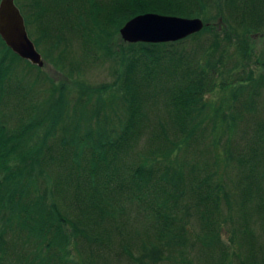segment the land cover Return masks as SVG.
<instances>
[{
    "label": "trees",
    "instance_id": "trees-1",
    "mask_svg": "<svg viewBox=\"0 0 264 264\" xmlns=\"http://www.w3.org/2000/svg\"><path fill=\"white\" fill-rule=\"evenodd\" d=\"M208 5L215 10L217 20L214 23L206 15ZM26 7L27 11L21 14L30 37L35 34L34 43L46 45L43 52L46 51L45 57L51 62L61 68H70L66 72L69 77L73 74L72 67L82 62H97L98 51L103 49L107 54L111 37L118 35L119 28L127 20L141 13L198 16L209 24L189 38L194 39L204 33L212 35L208 44H199L201 57L190 62L161 53L160 45L173 42L130 44L122 53L124 67L116 78L117 89L111 85L97 88L71 85L67 88V83L58 84L43 75L40 66L14 53L0 37V102L4 91L10 88L5 93L9 97L16 85L15 102L7 100V103L10 115L17 114L16 124L10 126L0 112V264H14L12 257L18 264H74L70 256L73 250L83 255L78 250L81 241L87 248L91 243L98 248L108 245L109 235L100 228V223L104 217L113 219L114 214L122 213L121 209L113 207L110 210L108 207L113 205L112 193L119 194L126 189L135 199L141 200L140 203L144 204L143 197L148 199V204L152 203L146 206L155 215L151 223L155 224L156 237L148 241L149 250V245L139 244L148 251L152 261L158 257V244L186 245L185 223L170 212L178 211V199L189 192L190 198L195 199L193 213L201 224L202 232L196 236L198 242L209 248L208 257L212 258L213 252H219L218 261L207 258L205 264H232L233 259L236 264H264V242L257 247L250 240L246 257L241 254L246 244L239 239L236 242L234 231L227 242H222L224 218L220 215V204L223 199L230 204V195L222 175L220 177L218 165L221 161L225 167L229 158H235L231 149L220 156L216 148L218 136L225 131L223 126L219 127L216 121L212 123L210 132L215 135H211L212 141L207 144L210 160L194 164L177 163L164 170L157 169V173L143 163L150 157L143 155L144 160L135 166H125L122 159L132 151L137 140L139 123L145 114L143 104L150 100L156 103L159 97L174 129H177L176 135H179L178 140L173 141L165 133L166 146L159 155L169 163L173 162L171 153L184 148L181 144L186 142L188 146L190 139L198 142L207 135L204 123L210 116L221 114L219 122L227 124L228 132L234 130L240 113L227 121L226 114L221 113L224 108L214 105L208 96L216 86L228 89L233 82L240 83L234 90L231 88L233 98L243 92L245 82L259 86L253 81L252 69L245 74L239 71L231 82L218 83L217 77L222 71L218 65H224V58L231 57L232 53L239 59L234 69L253 61V35H264V0H28ZM75 40L82 50L78 60L70 57L73 50L68 53ZM177 42L180 40L174 43ZM216 51H219V57L214 61L208 59L207 56ZM255 62L264 68V57L262 61L257 59ZM78 74L81 75L80 70L74 77ZM28 76L32 79L27 87L22 80ZM168 81L172 84L165 87L163 84H168ZM42 84L49 94L37 105L33 103V97L26 98L25 95L32 92L30 86ZM144 84L147 87L143 90ZM25 87V93L21 94ZM247 93V100L252 102L255 101L253 95L259 94L257 90ZM247 105L244 104L246 108ZM115 106L122 112L119 113ZM253 133L256 148L250 149L246 158L237 156L240 165L251 161L248 170L257 175L252 177L257 204L253 210L243 211L242 229L247 233L252 230L248 221L253 213L260 220L264 233V166L257 168L264 148V119ZM50 136H53L52 140ZM54 139L63 146L58 149L57 156L47 155L46 150L49 152L54 148L51 147ZM170 144L174 146L169 147ZM205 152L207 149L202 151ZM64 157L69 158L66 173L62 171L65 168ZM238 164L234 163V167L237 168ZM122 168L123 175L126 174L124 182L119 174ZM155 173L164 182H154L151 186ZM251 187V182H248L243 189L247 191ZM159 192L163 196L158 197ZM152 193L156 197L150 196ZM118 230L125 238L124 228L120 225ZM128 242L129 239L120 242L123 248L120 252L142 264L141 257H134L128 251Z\"/></svg>",
    "mask_w": 264,
    "mask_h": 264
},
{
    "label": "rangeland",
    "instance_id": "rangeland-1",
    "mask_svg": "<svg viewBox=\"0 0 264 264\" xmlns=\"http://www.w3.org/2000/svg\"><path fill=\"white\" fill-rule=\"evenodd\" d=\"M14 2L16 6L20 9V12L22 14L27 11L26 6L28 4V0H14ZM208 8L209 10L206 9V15L211 18V21L214 23L217 20V18H215V10L212 8L211 5H208ZM202 21L204 22L203 19ZM204 23L205 25L209 24L207 22ZM27 32L30 37L28 29ZM191 35L192 34L185 36L184 38L180 39V42L177 43H174L176 41L162 42H173V44L160 45L158 48L164 55L172 54L173 56H175V58L181 57V59L190 62V60H194V58L201 57L202 50L199 49V44H208L211 39L212 33H204L194 39L189 38ZM34 37L35 34H33L30 39L33 41ZM109 41L110 43L107 44V48H109L107 50V54H104L102 49V53L98 51L97 58L99 60H97V62L91 63L90 61H87L80 63V65L72 67L71 69L73 74L71 75V77L67 76L66 74V72L70 69L68 66L61 68L60 65H56L55 63H53L54 61L51 62L47 56L45 57L46 51L43 52V50L46 45L43 42H41L38 46L34 43L36 49L40 52L42 56V60L44 61L43 65L40 66L42 69L41 73L45 76L51 77L58 84L67 83V88L71 85H75L77 88L83 86L88 87V85L96 86V88L101 85H111L113 89H117L115 88L117 86L116 78L118 76V73L121 72L122 68L124 67V64H122L121 61L123 57L122 53H124L125 49H128L130 44L138 42H129L127 40H124L121 37L119 30L118 35L115 37H111V40ZM253 41L255 43V52L252 56L253 61L250 62L248 65H245L243 67L239 66L237 69H234L237 65L236 61H238L239 59L237 55H234L232 53L231 57L224 58V65H218L219 69H222V71L220 72V74H218L217 80L218 83H224L228 81L231 82L234 81V78L239 71L245 74L249 72V69H252L254 77L253 81L259 83V86L256 85L254 87L252 85V82H245L246 86L243 92H239L236 98H233L231 95V88L234 90L235 87L239 86L240 84L238 82H233L228 86V89H222V87H220L219 85L216 86V88L208 96L209 99H212L214 105L224 108L223 111L221 110V113L226 114L227 121L229 120V118H231L232 115L240 113V116L237 118V124H235V128L232 132H228V130H226V123L219 122L218 118L221 114L217 117H215V115H212L209 117L210 119L205 120L204 123V126L207 130V135L204 138H200L198 142L193 140V138L190 139L188 146H186V142H184V144H181V146L183 145L184 148H180L179 150L171 153L170 158L173 162L171 161L172 163H169L159 155L163 151V147L166 146V143L164 141L165 133L173 141L178 140L179 135H176L177 129H174L173 122L170 121L169 116L166 114L165 109L163 108V100L159 97L156 103H153L150 100L149 102L143 104L142 111L143 113L145 112V114H143L144 116L140 121L141 123H139L140 131L137 136V140L134 143L132 151H129L125 155L126 157L124 156L122 158L125 166H135V164H137L141 160H144V157H150V159L148 160L145 159L146 163H143L154 168V171H156L157 169L164 170L165 167L170 165L176 166L177 163L194 164L195 162L200 163L202 160H210V155L208 153V150H210V148L207 146V144H210V141H212V136L215 135L214 133L211 134L210 132L213 126L212 123L216 121V124H218L219 127L223 126V130L225 131L221 132L220 136H218V141H216V148L220 156H223L227 149H231L235 158L233 160L229 158V163H231L230 165L228 163L225 164L224 167L221 161L218 165L220 177L222 175L221 179L226 184V190L227 192H229L230 195V204L224 199L221 201L220 204V215L222 218H224L223 224L221 225V230L223 233L222 242H227L229 237L233 236L234 231V237L236 238V242H238L237 239H239L243 240L246 244L243 245L241 251L242 257H246L249 254L248 247L250 240H253L257 247L264 242V233L261 230V222L255 217L253 213L249 217L248 221V225L250 228H252V230L247 233L246 231L244 232L242 229L244 228L242 219L243 211H250V209L253 210V208L257 204L255 196L256 190L254 186V179L252 178L257 177V175L251 174V172L248 170V168L251 166V161L244 162V165H240L238 164L237 160V156L246 158L248 157V153L251 151L250 149L256 148L257 143L253 140V130L257 128L259 122L264 119V68L257 66L255 62V60L257 59H260L261 61L263 60L264 35H253ZM72 50L73 52H71ZM68 53H70V57H76L77 60L78 58L80 59L82 56V50L80 48L79 42L75 40L73 42V46L70 47ZM54 54H56V52ZM207 57L211 61H214L217 57H219V51L214 52V54H209ZM226 69L230 71H226ZM18 70H20V68H18ZM78 70L81 71V75L78 74L77 77H74L76 76ZM35 72L36 71H33V73ZM31 79L32 77L28 76V78H24L22 80L23 82H21L24 84V86H27V84L30 85L29 82L31 81ZM171 84L172 83L168 81V84L163 85H165V87H169L171 86ZM146 87L147 86H145V84L142 85L143 90L146 89ZM29 88L32 92L26 94L25 96L26 98L33 97V103L37 105L41 104L42 100L47 98L49 94L45 90V88H43V84L42 86L39 85V87L37 85H34L33 87L30 86ZM9 90L10 88L7 91L5 90L3 93L4 96H2L1 98V100L3 101L0 102V112L3 116H5L7 124H9L10 126H14L16 124L15 120L17 114L15 112L10 115L11 109L8 106L7 100H11L10 102L12 103L15 102L16 85L13 87V92L9 93L11 96L8 97V95L6 96L5 93ZM254 90H257L259 93L258 95H253L255 101L252 102V100H247L249 98L247 92ZM25 91L26 87L25 90L21 92V94L25 93ZM244 104H248L247 108L244 106ZM115 107L118 109L119 113L122 112V110L119 109L117 106ZM249 107H251L250 110ZM67 108L70 109L71 107L68 106ZM108 113L111 115L112 111L109 110ZM210 114L214 113L211 112ZM44 124H47V122L45 121ZM60 125L61 123H59L58 128ZM52 138L53 136L49 137L50 140H52ZM57 142L59 141L54 139V142H52L54 145H51V147L54 148H52L49 152H47L46 150L47 155L51 154L57 156L56 153L59 151L58 149L63 146L62 144L58 145ZM179 143L181 142L179 141ZM171 145L174 146L173 144H170L169 147H172ZM205 149H207V152L202 153V151ZM154 157H157V159L154 160ZM259 158L261 160V164H259V167L257 168H262V166H264V148ZM62 160L64 162L65 167L62 171L66 173L68 170L67 165L69 164V158L64 157L62 158ZM131 161H133L134 164H131ZM234 163L238 164L237 168L234 167ZM181 166L184 168V165ZM123 171L124 168H122V173H120V171L119 174L122 175V181L124 182L126 174L123 175ZM156 172L158 173V171ZM158 181H161L162 183L164 182L162 179L159 180L157 178L156 173L155 175L153 174L152 180L150 182L151 186L152 183ZM248 182H251L252 187L248 188L246 191L245 189H243V187L245 186L246 188ZM262 185H264V181L262 182ZM238 190H240V192ZM150 192L151 191L146 194H149ZM112 194L114 195V198L111 199V203L113 205L108 207V209L112 210L111 208L114 207L116 210L121 209L122 213H119L118 215L114 214V217L112 216L113 219H110L111 216H107L106 218L104 217V220L100 223V228L105 231L107 235H109V239L106 240V243L108 245L105 244L106 246L98 248L96 244L91 243L87 244L89 247L87 248L86 244L81 241V245H79L78 250L83 255L80 256L78 251L73 250L70 256L74 264H138L136 261L132 260L129 255L122 251L120 252L122 248V244H120V242H123V239H129L128 251L134 257H141L142 264H205L207 258H210L212 259V261L215 262L219 260V252H213L214 256L212 258L208 257L209 248L206 245H201L200 242H198L196 236L198 233L202 232V230L200 229L201 224L200 220H198L197 216L193 213L192 209L195 199L190 198L189 192L184 193L178 199V202L180 204V208H178V211L172 210L170 212L173 216L179 219L180 222L185 223L186 231L184 235L186 236V245H178L176 243L158 244L157 248H159V251L156 254V256L158 257L154 256L157 258L155 261H152L151 255L147 254L148 251L146 249L143 250L141 248L143 246H139L140 243H145L146 246H148V241H153L156 237L155 230L153 227L155 224L151 223L154 220L155 215L153 216V212H150L151 209L146 206L152 205V203L148 204V199L146 197H143L142 200L144 204L140 203L139 201L141 200H139L138 198L135 199L127 189L124 190L122 193ZM157 195L158 197L163 196L162 192H159ZM150 196L156 197V194L152 193L150 194ZM155 206L156 204H154V207ZM114 225H116L117 227L115 228ZM120 225L124 228L125 238H123L122 233H119L118 228L120 227ZM251 235L253 237L252 239L250 238ZM149 248L150 245L147 249L149 250ZM253 250H255L254 246ZM85 258H90L92 260L88 261L85 260ZM11 260L14 262V264H18V262L14 260V257H12ZM232 264H236L235 259L232 260ZM237 264L239 263L237 262Z\"/></svg>",
    "mask_w": 264,
    "mask_h": 264
},
{
    "label": "water",
    "instance_id": "water-1",
    "mask_svg": "<svg viewBox=\"0 0 264 264\" xmlns=\"http://www.w3.org/2000/svg\"><path fill=\"white\" fill-rule=\"evenodd\" d=\"M204 25L199 17L147 12L127 20L119 33L129 42L162 43L194 34ZM0 37L21 58L38 66L43 65L42 56L29 37L24 17L14 0H0Z\"/></svg>",
    "mask_w": 264,
    "mask_h": 264
}]
</instances>
